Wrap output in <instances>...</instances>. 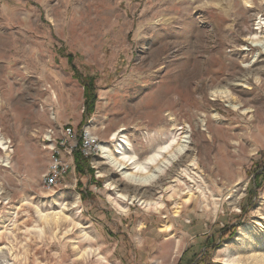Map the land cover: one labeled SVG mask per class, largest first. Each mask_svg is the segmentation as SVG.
<instances>
[{
  "label": "rangeland",
  "instance_id": "rangeland-1",
  "mask_svg": "<svg viewBox=\"0 0 264 264\" xmlns=\"http://www.w3.org/2000/svg\"><path fill=\"white\" fill-rule=\"evenodd\" d=\"M261 36L264 0H0L6 264H264ZM226 83L239 107L213 97ZM67 127L100 151L47 187ZM185 135L161 189L102 156L123 144L143 163L174 140L151 171ZM159 195V211L136 198Z\"/></svg>",
  "mask_w": 264,
  "mask_h": 264
},
{
  "label": "bare ground",
  "instance_id": "bare-ground-1",
  "mask_svg": "<svg viewBox=\"0 0 264 264\" xmlns=\"http://www.w3.org/2000/svg\"><path fill=\"white\" fill-rule=\"evenodd\" d=\"M258 45L260 46L259 55L260 56L264 55V36H261L258 38ZM233 85L234 84L226 83L225 86H223L221 89H214L212 91L213 97L217 98V100L224 102L226 104L225 106L227 107H232V108L239 107L238 104H232L233 97H234L233 92H232ZM216 116H218V112L214 113V117ZM173 142L175 143V141L172 140L171 143H169L167 146H164L163 148H161V151H159L157 154L153 155L152 157L148 158L143 163H138L134 154L129 155L127 151L124 150L125 147L123 146V144H121V146L116 147L115 150H112V151H110L109 149L105 147H102V150H103L102 156L108 160L111 166H113L117 171L120 172L121 177L126 182L134 186H139V187H144V186L153 184V185H156L157 188L161 189L162 188L161 181L164 180L162 178V175L165 172V170L173 166V163L179 158V156L186 153V151H188L189 143H190L189 136L185 135L183 139H181L178 142V146L173 149V152L168 157L163 158L161 163L158 166H156L153 170L151 171L148 170V163H150L152 160H155L157 156L160 157V153L164 149L171 147V145L174 144ZM177 180H179L178 174H176V178L172 181H177ZM176 185L170 184L168 185L167 189L168 188L172 189L173 190L172 193H174L178 190ZM112 187L115 188V185ZM116 194H117L116 196L120 200H123V201L127 199H130L131 201L135 197V196L128 197L126 194L119 193V192H117ZM161 197L162 195H159V197L155 200L141 199L139 197H136V198L146 209H154L156 211H159L163 207V201L161 200ZM169 229H170V226L167 224L165 229H162V232L167 231ZM7 262H8V259H7L6 253L0 250V264H6Z\"/></svg>",
  "mask_w": 264,
  "mask_h": 264
},
{
  "label": "built area",
  "instance_id": "built-area-1",
  "mask_svg": "<svg viewBox=\"0 0 264 264\" xmlns=\"http://www.w3.org/2000/svg\"><path fill=\"white\" fill-rule=\"evenodd\" d=\"M70 135H72V129L65 128L61 139L53 145L51 164L43 176V182L47 187L55 186L68 169L74 167L73 152L75 150H80L84 157H91L95 152L100 151L98 138L88 129L81 130L78 143H72L68 138ZM58 148H61L62 152L69 156V160L64 161L60 158Z\"/></svg>",
  "mask_w": 264,
  "mask_h": 264
},
{
  "label": "trees",
  "instance_id": "trees-1",
  "mask_svg": "<svg viewBox=\"0 0 264 264\" xmlns=\"http://www.w3.org/2000/svg\"><path fill=\"white\" fill-rule=\"evenodd\" d=\"M89 160V157H84L82 155V153L80 152V150H75L73 152V163H74V166H75V170H77L79 172V169L82 170V162H88ZM262 175H257L255 181H254V187H258V185L260 184V181L258 180L259 178H261Z\"/></svg>",
  "mask_w": 264,
  "mask_h": 264
}]
</instances>
